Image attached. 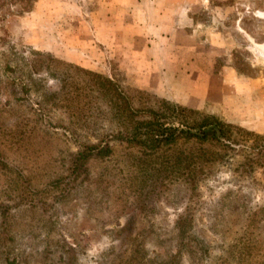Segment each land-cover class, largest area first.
Returning <instances> with one entry per match:
<instances>
[{"label": "rangeland", "instance_id": "374dc122", "mask_svg": "<svg viewBox=\"0 0 264 264\" xmlns=\"http://www.w3.org/2000/svg\"><path fill=\"white\" fill-rule=\"evenodd\" d=\"M84 69L264 135V0H0V264H264L263 169L192 193L113 140L70 180L118 129Z\"/></svg>", "mask_w": 264, "mask_h": 264}, {"label": "trees", "instance_id": "16d2710c", "mask_svg": "<svg viewBox=\"0 0 264 264\" xmlns=\"http://www.w3.org/2000/svg\"><path fill=\"white\" fill-rule=\"evenodd\" d=\"M84 71L91 76L90 91L105 106L100 114L110 117L118 129L106 142L86 144L77 152L71 181L91 160L116 154L113 140L124 146L126 159L138 171L160 183L174 180L192 193L200 192L201 185L225 170L241 177L264 171V135L145 89L129 93L109 76ZM179 223L180 235H187L189 222L182 218Z\"/></svg>", "mask_w": 264, "mask_h": 264}]
</instances>
